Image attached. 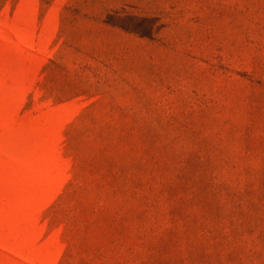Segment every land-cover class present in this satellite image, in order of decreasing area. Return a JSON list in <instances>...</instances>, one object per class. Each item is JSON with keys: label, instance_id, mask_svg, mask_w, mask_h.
Wrapping results in <instances>:
<instances>
[{"label": "rangeland", "instance_id": "374dc122", "mask_svg": "<svg viewBox=\"0 0 264 264\" xmlns=\"http://www.w3.org/2000/svg\"><path fill=\"white\" fill-rule=\"evenodd\" d=\"M0 264H264V0H0Z\"/></svg>", "mask_w": 264, "mask_h": 264}]
</instances>
